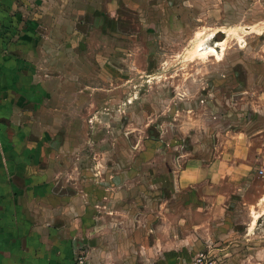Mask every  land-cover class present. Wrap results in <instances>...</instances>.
Instances as JSON below:
<instances>
[{"label":"rangeland","instance_id":"1","mask_svg":"<svg viewBox=\"0 0 264 264\" xmlns=\"http://www.w3.org/2000/svg\"><path fill=\"white\" fill-rule=\"evenodd\" d=\"M18 3L36 35L53 37L38 49L60 87L50 92L58 106L45 110L65 122L46 125L77 193L110 184L131 203L173 196L181 209L202 194L170 185L185 158L232 155L244 140L250 186L228 199L192 264L201 254L213 264H264V0ZM210 46L218 54L202 55Z\"/></svg>","mask_w":264,"mask_h":264},{"label":"crops","instance_id":"2","mask_svg":"<svg viewBox=\"0 0 264 264\" xmlns=\"http://www.w3.org/2000/svg\"><path fill=\"white\" fill-rule=\"evenodd\" d=\"M18 4L0 0V264H71L79 255L86 264H192L209 246L210 227L225 217L228 199L250 186L242 178L249 170L244 140L232 155L217 150L209 162L181 154L173 191L202 193L181 209L173 196L155 203L138 194L131 203L110 184H95L88 197L77 193L46 125L65 122L57 110H45L58 106L50 92L60 87L49 82L38 49L43 54L53 37L36 35L34 21L19 18Z\"/></svg>","mask_w":264,"mask_h":264},{"label":"built area","instance_id":"3","mask_svg":"<svg viewBox=\"0 0 264 264\" xmlns=\"http://www.w3.org/2000/svg\"><path fill=\"white\" fill-rule=\"evenodd\" d=\"M71 264H86V257L84 255H79ZM194 264H213L212 260H208L204 254L199 255Z\"/></svg>","mask_w":264,"mask_h":264},{"label":"bare ground","instance_id":"4","mask_svg":"<svg viewBox=\"0 0 264 264\" xmlns=\"http://www.w3.org/2000/svg\"><path fill=\"white\" fill-rule=\"evenodd\" d=\"M224 42L225 40L221 41L218 43V45H222V48H223V45H224ZM218 50L215 48V46H210L208 48H205L204 51L202 52V55H210V54H218ZM256 222V221H254Z\"/></svg>","mask_w":264,"mask_h":264}]
</instances>
